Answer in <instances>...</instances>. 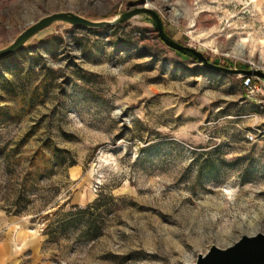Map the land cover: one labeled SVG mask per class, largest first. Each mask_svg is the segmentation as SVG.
<instances>
[{
	"label": "rangeland",
	"instance_id": "374dc122",
	"mask_svg": "<svg viewBox=\"0 0 264 264\" xmlns=\"http://www.w3.org/2000/svg\"><path fill=\"white\" fill-rule=\"evenodd\" d=\"M143 5L210 61L264 70V0H0V49L53 12ZM258 233L264 107L242 74L146 13L56 22L0 60V264L195 263Z\"/></svg>",
	"mask_w": 264,
	"mask_h": 264
},
{
	"label": "water",
	"instance_id": "95a60500",
	"mask_svg": "<svg viewBox=\"0 0 264 264\" xmlns=\"http://www.w3.org/2000/svg\"><path fill=\"white\" fill-rule=\"evenodd\" d=\"M141 13L149 14L152 17L159 37L166 45L172 49L193 56L205 67L222 71L224 73L254 75L264 79V70L262 69L251 67L231 68L222 66L210 61L203 52L197 50L196 48L174 40L165 31L164 24L159 13L147 5L137 6L129 9L113 20H93L73 11H58L50 13L27 27L15 38L11 44L1 48L0 60L18 52L31 38L56 22H65L72 26L86 28H101L118 25ZM184 264H264V233H258L257 235H243L239 241L227 248H220L216 245H213L210 251L206 254H199L197 262Z\"/></svg>",
	"mask_w": 264,
	"mask_h": 264
},
{
	"label": "built area",
	"instance_id": "2783aa9c",
	"mask_svg": "<svg viewBox=\"0 0 264 264\" xmlns=\"http://www.w3.org/2000/svg\"><path fill=\"white\" fill-rule=\"evenodd\" d=\"M242 86L248 99L264 107V79L254 75H242ZM256 138L254 133L248 135L250 141H255Z\"/></svg>",
	"mask_w": 264,
	"mask_h": 264
},
{
	"label": "trees",
	"instance_id": "16d2710c",
	"mask_svg": "<svg viewBox=\"0 0 264 264\" xmlns=\"http://www.w3.org/2000/svg\"><path fill=\"white\" fill-rule=\"evenodd\" d=\"M247 67H249V66H247Z\"/></svg>",
	"mask_w": 264,
	"mask_h": 264
}]
</instances>
